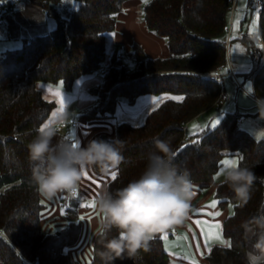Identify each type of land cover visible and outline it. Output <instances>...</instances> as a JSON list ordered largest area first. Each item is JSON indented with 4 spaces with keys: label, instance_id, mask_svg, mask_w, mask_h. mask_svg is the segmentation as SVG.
<instances>
[{
    "label": "trees",
    "instance_id": "16d2710c",
    "mask_svg": "<svg viewBox=\"0 0 264 264\" xmlns=\"http://www.w3.org/2000/svg\"><path fill=\"white\" fill-rule=\"evenodd\" d=\"M26 1L44 10L54 26L46 34L24 37L19 47L0 52V264H78L71 250L81 235L76 219L79 201L69 198L73 207L66 209L68 222L55 232L46 231L42 220L47 207L32 181L28 144L37 129L50 121L56 107L36 83L60 82L70 91L77 77L101 68L105 33L114 29L126 0H75L76 6L66 9L64 15L56 8L63 0ZM232 2L148 0L143 21L152 33L166 38L168 55L145 58L141 46L135 45V67L129 70L113 54L101 83L90 89L96 103L81 114L85 120L115 117L119 98L132 104L145 93L170 92L182 97L164 99L141 124L116 123L114 137L100 133L93 138L124 142V160L116 169L117 177L106 185L113 193L143 173L147 153L155 150V139L170 144L177 153L173 166L187 169L192 182L200 186L209 185L226 155H237L238 165L253 171L256 179L251 199L243 208L227 185L219 182L215 186L218 204L232 205L221 228L231 246L213 245L205 254L207 264H249L241 225L264 213V137H255L240 124V116L249 114H241L238 108L226 111L215 127L204 128L192 141L184 137V125L218 103L222 94L221 83L207 74L227 62L225 36ZM259 2L258 32L264 42V0ZM236 38L252 57L257 55L243 74L251 80L255 97L264 96V46L256 47L255 39L245 34ZM64 141L73 142V138L59 130L53 143ZM97 233L91 243L90 264H105L98 254L102 245ZM115 235L113 230L110 237ZM168 259L163 240L155 236L147 250L140 249L131 258L125 254L113 264H167Z\"/></svg>",
    "mask_w": 264,
    "mask_h": 264
},
{
    "label": "clouds",
    "instance_id": "9594fccd",
    "mask_svg": "<svg viewBox=\"0 0 264 264\" xmlns=\"http://www.w3.org/2000/svg\"><path fill=\"white\" fill-rule=\"evenodd\" d=\"M254 93L251 87L249 94ZM255 106L258 118L264 120V96L255 97ZM66 117L67 113L58 112L47 126L37 129L28 144L32 181L37 192L49 200L58 192L74 191L86 170L98 168L105 175H114L124 160L120 138L91 139L86 146L80 141L54 144ZM153 144L155 150L147 153L145 170L139 178L114 193L104 187L96 196L100 224L97 236L102 245L98 254L105 264L147 250L156 234L182 224L188 216L195 195L190 172L173 166L177 153L168 142L155 139ZM221 177L222 184L234 192L239 207H245L256 179L253 171L233 164L218 171L216 178ZM241 226L246 237L254 238L249 264H264V213ZM113 230L117 235L110 237Z\"/></svg>",
    "mask_w": 264,
    "mask_h": 264
},
{
    "label": "crops",
    "instance_id": "0c3cea01",
    "mask_svg": "<svg viewBox=\"0 0 264 264\" xmlns=\"http://www.w3.org/2000/svg\"><path fill=\"white\" fill-rule=\"evenodd\" d=\"M2 2L3 0H0V5ZM137 3L138 0H126L123 3L122 10L117 14L116 23L114 29L112 30L113 36L108 38L105 37L104 59H106L107 61L106 66L109 64L110 57L113 54H116L118 58H120V60L123 62L122 55L120 53H116L113 50H120V44L128 43L133 38L145 42L144 44L142 43L141 48H144L146 54L149 57H165L169 53L165 40L162 37L152 33L149 29H147L144 21L136 20L135 4ZM63 4L64 6L66 5L65 0H63V3L61 5L56 6L57 10L61 15H64V11L66 10V7H64ZM53 26V19L49 15H47L44 10H42L40 7L28 3L26 0H18L17 5L9 3V8L7 10H3L0 6V52L4 51L3 48L9 49L21 45L22 38L24 37H30L36 34H46L53 28ZM229 31L230 30H228L227 35L225 36L226 42L229 36ZM241 35L242 34L239 33L237 37ZM253 39L256 38L254 37ZM108 48L109 52H112L109 56L107 55ZM226 59L227 64L234 71V77L225 75L222 78V83L224 84V87H226V89L228 88L230 90L231 88L232 91L235 89V94L237 95L238 90H241L237 86V84L239 83L242 86V83L237 77V73L241 74L245 73L246 71L239 69L240 65L234 63L231 57H229L228 59L227 51ZM104 69L105 68L101 66V68H99L93 73L80 75L73 82L72 89L67 92L60 82L57 83V85L60 84L64 90L59 88L58 86H50L45 83L41 84V82L36 83V87L42 92V94L44 92L46 95H50L58 99V103L56 104L53 113L57 112V109L60 106V97L56 95V92L59 91L61 93L65 105V109L63 112L67 113L65 121L72 118H77L78 120L77 127L68 126L71 127L70 129H68V133L73 138V141H80L82 143V146H86L88 141L93 139L97 134L105 133L109 137H114L115 134V125L116 123H118L114 121L115 117L94 118L90 120H85L81 117V114H78L79 112L86 110L87 108L95 104L96 98L93 97V94L90 92V89L96 87L101 83ZM229 85H232V87H230ZM226 89H222V94H224L226 97L224 99L220 97L218 101L219 105L218 103H216L193 118H200V121L198 122V127L200 129L194 134V138L195 135L204 128L214 127L213 122L217 120L220 121L222 115L226 111H234L237 108L239 112L249 114L245 119L239 120L240 124L242 125L244 124V122L248 121L247 125L245 124V128L254 136H257L255 134H262L258 136H260V138L264 137V120L258 118V113L256 112L255 106V99H253L252 97L244 98L242 104H239L238 100L235 99V102L232 105L231 102H225L228 100V95L224 93V90ZM244 91L249 93L245 89ZM152 95L153 93L140 94L139 96H137L134 103L129 104L125 100L124 102L127 105H135L137 101H141L143 99V101H147L149 106H152ZM151 109H149V111ZM125 110L129 111V109ZM149 111L143 113L144 118ZM53 113L50 117V121H52L53 118L56 116H53ZM138 117L139 114H137V118ZM144 118L142 119L141 116L142 121L144 120ZM83 120L87 122L86 125L81 123V121ZM141 120H138L137 122L140 123ZM190 121H192V119ZM186 124L184 125V130ZM64 129H60V131H64ZM86 172L88 173V176L91 177V179L83 177L82 181L78 184L76 188L78 195L75 196V199L79 201L82 198L81 205L87 204L91 201H95L99 191L106 187L108 180L111 179L110 174L105 175L101 172L98 173L95 171L94 168L88 169L86 170ZM221 181L222 177L216 179L213 176L212 181L207 186H200L197 183H193V190L195 192V195L191 201V208L188 213V216L182 224L170 228L169 231L161 232L162 234L167 233L168 235H171L173 233V236L176 237L174 238L175 244H173V247H166L164 245V248L168 253L169 257L167 264H207L205 260V254L213 245H221L220 243L215 241V234H213V231L215 230L210 227L211 225L219 223L222 228V221L229 214L227 208L228 204L226 206H220L218 203H216L215 207H212V202L214 200L217 201L214 196L215 186ZM68 193L69 191H65V197L61 198L62 203L65 206V215L67 214L66 209L68 207V199L72 198L71 196H69ZM53 209L52 211L45 210V213L51 212L53 216L58 214V206L55 210ZM78 212L85 213L86 219L88 221L86 224L87 229H95L96 232L99 231V217L95 214L94 208L88 206H79L77 213ZM216 212H219L220 215H214V213ZM161 233H158L155 236H160ZM223 239L227 242V239L225 237ZM76 248L77 246H75L71 250L72 256Z\"/></svg>",
    "mask_w": 264,
    "mask_h": 264
},
{
    "label": "rangeland",
    "instance_id": "374dc122",
    "mask_svg": "<svg viewBox=\"0 0 264 264\" xmlns=\"http://www.w3.org/2000/svg\"><path fill=\"white\" fill-rule=\"evenodd\" d=\"M147 1L148 0H138V3L135 4L136 20L137 21H139V20L143 21V7ZM65 4L66 5L64 6V4H63V6L66 7V9H68L71 7H75L77 2L75 0H65ZM259 8H260L259 0H233L232 10H231V12L229 14L230 16L228 18V30H230L229 36L232 39L229 40V36H228V39L226 42L227 57H228V59H229V57H231V59L234 63L240 65L239 69H242L246 72H248L251 69L252 62L256 59L257 55L255 54V56L252 57L249 54V52L247 51L245 44H243L241 41H239V39H237L236 37L240 33V34L247 35L251 39H253L254 37L256 39H260V35L258 32ZM111 36H113V31H109V32L105 33V37L108 38ZM162 38L166 42V38H164V37H162ZM142 43L144 44L145 42L142 40H138V39L133 38L128 43L120 44V46H121L120 50H113V51H115L116 53H120L122 55V58H123V64L129 70H132L135 67L134 46L135 45L141 46ZM19 46H17V47H19ZM255 46L262 49L261 44L256 43ZM6 49L7 48H3V50H6ZM107 52H108V54H107L108 56L112 53V52H109V48L107 49ZM143 52H144L145 58L149 57L146 54L144 48H143ZM106 64H107V61H106V59H104L102 62V67L105 68ZM237 77L239 78L240 82L242 83V86L244 87V89L246 91H248L249 86L252 87L251 86V80L244 77L243 73H241V74L237 73ZM40 82H41V84L45 83V84H48L50 86H58L59 88L63 89L60 84L57 85V84H51V83L39 81V83ZM221 85H222V89H226V87H224V84L222 83V81H221ZM230 87H232V85ZM224 93H226V95H228V100L225 102H228V103L231 102L232 105L235 102V99L238 100L239 104H242L244 98L250 97L244 90H238V93L236 95L235 89L232 91L231 88H230V90L227 88L226 90H224ZM43 96L46 97L47 99L54 100L56 102V104L58 103V99H56L53 96L46 95L44 92H43ZM152 96H153L152 106H149L147 101H143V99L141 101H137L135 103V105H127L124 102L123 98H119L117 100V111L115 113L116 116L114 118V121L115 122L128 121V122L135 124V125L141 124L144 121V120L143 121L141 120V116L143 119L144 118L143 113H146L147 111H149V109H151V107L152 108L156 107L164 99L173 98V97H181L180 94H173L170 92L153 94ZM93 97L96 98L94 95H93ZM222 101H221V104H222ZM218 105H219V103H218ZM125 109H129V111L125 110ZM84 111L85 110L79 112L78 114H82ZM137 114H139L138 118H137ZM241 114H244V113H241ZM144 116H145V114H144ZM246 117L247 116H244V115L240 116V118L242 120L245 119ZM138 120H141L142 122L140 121V123H139V122H137ZM199 121H200V118L192 119V121H188V123L186 124L185 130H184V137H185L186 141H192L194 138V134L197 131H199V129H200L198 127ZM81 123L85 124V125L87 124V122L84 120L81 121ZM247 123H248V121L244 122V124H242V126L245 128V124L247 125ZM70 128L71 127H67L66 129H64V132H68V129H70ZM255 135H257L255 137L260 138V136H258V135H262V134H255ZM229 159L238 160V157H237V155H226L223 157L222 161L229 160ZM223 167H224V165L221 164V166L219 167L217 172L214 174V178H216V174ZM62 197H65V194L61 191V192H58L51 200H49L43 196L41 198L42 202H44L46 204V207H47L46 210L52 211V209L53 208L56 209L57 206L59 208L58 214H56L54 216L51 214V212L45 213L43 215V218H44L43 226H44V229L46 231L55 232L59 228H61L66 222H68V219H67L66 215L64 214L65 206L62 203V200H61ZM79 202L80 203L78 205L81 206L82 198L79 200ZM67 206H68V208L73 207L71 205V203H69V202H68ZM227 208H228V211L230 213L231 208H232L231 203H228ZM55 209H53V210H55ZM94 209H95V214L99 217L98 210L96 209V207ZM81 217H83V219ZM76 219L81 224V235H80V238H79V241L77 244V248L73 252V257L78 261V264H90L91 243H92L93 236L96 233V230L95 229H87L86 224L88 221L86 219L84 212H81V213L78 212ZM213 232H214L213 234H215V231H213ZM163 235H164V233L163 234L161 233V235L159 237H161ZM173 235H174L173 233L171 235L167 234V239H163V244L166 247H173V244H175L174 238H176V237ZM223 238H224V236H223ZM252 243H253V241L250 240V238L246 237L247 254L249 252L253 251Z\"/></svg>",
    "mask_w": 264,
    "mask_h": 264
},
{
    "label": "snow or ice",
    "instance_id": "6c2138e0",
    "mask_svg": "<svg viewBox=\"0 0 264 264\" xmlns=\"http://www.w3.org/2000/svg\"><path fill=\"white\" fill-rule=\"evenodd\" d=\"M254 23H255V22H254ZM248 90H249V91L251 90V87H250V86H249V89H248ZM56 95H57L58 97H60V99H59V105H60V106H59V108L57 109V112H63L64 109H65L64 99H63V97H62V95H61V93H60L59 91L56 92ZM173 99H182V97H173ZM57 112H54V113H53V116H55V115L57 114ZM50 122H51V121H48V122L44 123V124L42 125V127L47 126ZM218 124H219V120L213 122V126H214V127H215L216 125H218ZM76 141H78V140H74L73 142H76ZM239 159H242V157L239 158ZM238 163H239V161H238V160H235V159H229V160L221 161V164L224 165V167L229 166V165H233V164L238 165ZM84 177H85V178H88V179H91V177L88 176V173H87V172L85 173V176H84ZM116 177H117V171H116V173H115L114 175H111V179L115 180ZM71 194H72L73 196H77V195H78L77 189H75L74 191H72ZM216 203H218V201H215V200H214V201L212 202V207H215ZM81 206H82V207H84V206H88V207L95 208V201L88 202L87 204H84V205H81ZM214 215L218 216V215H220V213H219V212H216V213H214ZM81 218L83 219V217H81ZM210 227H211L213 230H215V236H214V239H215L216 242L220 243L221 245H225V244H227V246H229V247L231 246V245H230V242H226V241L223 239L222 231H221V226H220L219 223H216V224H214V225H211ZM159 238H160V239H167V233H164V235L161 236V237H159ZM206 240H207V237H206ZM209 250H210V249H209Z\"/></svg>",
    "mask_w": 264,
    "mask_h": 264
},
{
    "label": "built area",
    "instance_id": "2783aa9c",
    "mask_svg": "<svg viewBox=\"0 0 264 264\" xmlns=\"http://www.w3.org/2000/svg\"><path fill=\"white\" fill-rule=\"evenodd\" d=\"M9 3H12L14 5H17L18 4V0H3V2L1 3V8L3 10H7L9 8ZM232 10V9H231ZM255 42L258 43V44H261L262 47L264 46V42L261 40V39H255ZM225 75H228V76H231V77H234V71L232 70V68L226 63H223V64H220L219 66H217L215 69H213L211 72H209L207 74V76L211 79V80H215L217 82H220L221 83V79L225 76ZM237 86L241 89V90H244V88L238 83ZM247 93V92H246ZM250 97H252L253 99H255V95H250L249 93H247ZM221 98H225L226 96L224 94H221L220 96ZM78 125V120L77 118H72V119H69L67 121H65L63 123V125L60 126V129H63L65 127H68V126H72V127H77ZM69 196L71 197H75L71 194V192L68 193ZM169 229H166L165 231H169Z\"/></svg>",
    "mask_w": 264,
    "mask_h": 264
}]
</instances>
